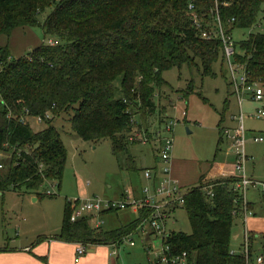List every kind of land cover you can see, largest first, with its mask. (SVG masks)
Returning a JSON list of instances; mask_svg holds the SVG:
<instances>
[{"label":"trees","instance_id":"1","mask_svg":"<svg viewBox=\"0 0 264 264\" xmlns=\"http://www.w3.org/2000/svg\"><path fill=\"white\" fill-rule=\"evenodd\" d=\"M48 9L42 23L40 16ZM217 16L230 34L236 28L256 29L264 26V0H0V62L5 64L0 71V151L10 154L0 158V192L24 189L44 197L49 184L61 186L67 149L52 121L62 113L84 141L110 139L120 169L138 171L129 149L139 142L130 138L150 135L151 118L160 121L156 97L166 84L163 72L185 64L191 68L198 60L204 76L215 75L212 65L225 62L221 40L200 33L212 30ZM37 26L44 41L30 54L12 58L13 31ZM48 39L58 44L49 45ZM235 49L234 61L249 82L264 87V31L251 32ZM47 113L53 118L42 130L25 121ZM204 178L185 195L191 234L170 233L164 243L173 255L187 253L194 264L256 262L262 255L252 252L254 235L249 258L242 250H230L234 219L251 210L236 189L239 180ZM74 211L66 202L60 233L39 236L34 244L54 239L119 248L129 238L141 240L139 228L152 213L138 208L136 219L104 231L94 227L92 218L75 220Z\"/></svg>","mask_w":264,"mask_h":264},{"label":"rangeland","instance_id":"2","mask_svg":"<svg viewBox=\"0 0 264 264\" xmlns=\"http://www.w3.org/2000/svg\"><path fill=\"white\" fill-rule=\"evenodd\" d=\"M48 9L40 16L43 23L49 13ZM263 32L264 26L256 29L236 28L232 38L236 45L247 40L251 32ZM9 46L12 58L30 54L44 41L41 26L22 27L13 31ZM8 40V38H5ZM4 43V42H3ZM197 65L173 67L163 72L166 81L158 91L156 103L160 108V121L151 118L152 125L157 128L159 123L172 122L173 128V164L170 176L183 189L199 185L203 177L217 170L221 178L239 176L236 171V158L230 140L223 135L226 129L236 130L240 121V105L228 65L218 60L212 65L215 75H203V66ZM5 64L0 62V71ZM263 105L244 96L242 113L245 116V152L248 156L245 176L256 184L250 183L241 195L250 204L252 214L245 220L237 216L231 229L230 250L239 253L244 247L245 230L255 239L252 252L264 257V117L256 118L253 114ZM158 116V112L156 114ZM53 116L51 115V119ZM50 120V119H49ZM46 120L38 122L35 118H27L35 130L46 127ZM52 124L59 130L61 139L67 149V163L61 186L49 184L47 190L53 195L39 197L23 190L0 192V248L8 245L15 248L17 243L34 244L39 236L53 238L60 233L66 202L88 197H99L103 200L120 202L128 196L138 195L147 182L143 178L145 168L153 166V143H137L130 147V154L135 159L138 171L122 170L113 153L110 139L84 141L71 127L67 114L56 116ZM152 126V127H153ZM164 127V125H163ZM152 130V128H151ZM263 137L256 142V137ZM136 141V140H135ZM5 159L10 158L6 154ZM163 164L160 163V168ZM145 169V170H144ZM216 179H218L216 177ZM37 198V200H33ZM137 206H128L113 213H103L101 228L110 231L122 224L136 219ZM167 233L191 234L192 228L184 208L176 207L166 221ZM136 246L128 243L119 248L102 246L106 253L114 252L115 264H157V252L164 251L163 237H146L145 244L134 237ZM148 243V244H147ZM254 255V256H255ZM77 257L75 256V259ZM81 258V257H80ZM79 258V259H80ZM256 258V257H255ZM111 264V260H108ZM252 264H256L254 261Z\"/></svg>","mask_w":264,"mask_h":264},{"label":"built area","instance_id":"3","mask_svg":"<svg viewBox=\"0 0 264 264\" xmlns=\"http://www.w3.org/2000/svg\"><path fill=\"white\" fill-rule=\"evenodd\" d=\"M189 10L192 15V19L196 24V27L200 29V24L198 22L195 12H193V5L189 6ZM201 37L207 40L210 39H219L221 40V47L224 54L225 63L228 65L231 83L237 94L241 115L239 126L236 130L226 129L223 131L225 135L231 142L233 154L236 158V171L239 176L237 178L236 189L242 190L245 193L246 187L248 184L256 182L251 181L245 176L246 174V162L248 156L245 152V129L243 125V120L245 116L242 113V104L244 101V96H250L256 102H259L263 107L259 108L253 116L256 118L264 117V87L258 83L249 82L248 74L234 61L236 49L235 43L232 38V34L228 33V30L222 25L219 16L216 17V24L212 30L202 29L200 30ZM47 43L49 45H56L58 42L54 39H48ZM51 119V113H47L44 118L35 117V120L38 122H44V120ZM26 121V120H25ZM158 122L159 125L157 128L153 126L150 131V135L145 132L141 134H135L130 138L131 141H138L139 143L147 144L153 143L155 145V152L158 156V164L156 167L151 169H146L143 174L144 178L147 181V184L144 187H141L140 197L134 196L132 193L126 196L125 200L120 202H114L110 200H103L99 197H88L86 199H77L75 201H70L74 207V219L78 220L84 217H93V225L96 228H101L103 221L100 219V216L111 210H119L127 208L128 206H137L138 208H147L151 209L152 213L148 219H145L139 228L141 235L140 242L145 243V238L148 235L160 236L165 238L169 235L166 231V221L170 218L172 211L176 207H184L185 204V195L188 193L189 189H183L179 186L178 182L173 180L170 176L172 169V148H173V128L174 125L172 122ZM164 125V127H163ZM172 136V137H171ZM256 142H262L263 137H256ZM7 147V145L5 146ZM6 154L3 151H0V158L4 157ZM160 163L163 164V167L160 168ZM3 166L0 165V168ZM218 179H221L219 177ZM213 180V179H208ZM47 195H53L49 190L46 192ZM208 194L212 195L211 190H208ZM246 204V202H245ZM252 212L249 209H245L244 219L246 220ZM131 247L136 246V243L131 239H127ZM251 245L250 233L245 230V243L242 248L243 253L247 258H249V248ZM89 245L76 244L75 255L76 262L79 261V258L84 256L88 251ZM115 253V251L113 252ZM157 264H194L193 261L188 259L187 253H182L181 255H173L169 246L164 243V251L157 252ZM264 257L258 256L256 259V264H263Z\"/></svg>","mask_w":264,"mask_h":264},{"label":"crops","instance_id":"4","mask_svg":"<svg viewBox=\"0 0 264 264\" xmlns=\"http://www.w3.org/2000/svg\"><path fill=\"white\" fill-rule=\"evenodd\" d=\"M29 124L32 127L31 123ZM152 152L153 166L151 168H154L158 164V156L154 149ZM219 176L220 174L218 171L214 170L208 178L214 180L216 177L219 178ZM128 191L129 190H126L125 192L128 193ZM130 192L136 197H140L141 195V189L138 195L134 194L132 190H130ZM127 193L124 195H128ZM33 200H37V198H33ZM89 218H92L91 222L93 223L94 216ZM101 247V245H89L87 253L76 262V244L74 243H65L54 239H46L38 244L20 242L17 243L15 248L8 245L5 247L7 248L6 251L0 252V264H108V260H111V264H115L112 258L113 252H111L110 256V253L104 252Z\"/></svg>","mask_w":264,"mask_h":264}]
</instances>
